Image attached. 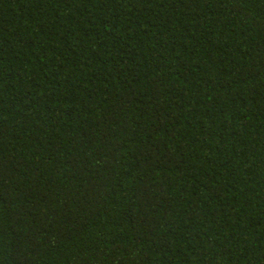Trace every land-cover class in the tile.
<instances>
[{"label": "trees", "instance_id": "trees-1", "mask_svg": "<svg viewBox=\"0 0 264 264\" xmlns=\"http://www.w3.org/2000/svg\"><path fill=\"white\" fill-rule=\"evenodd\" d=\"M0 264H264V0H0Z\"/></svg>", "mask_w": 264, "mask_h": 264}]
</instances>
